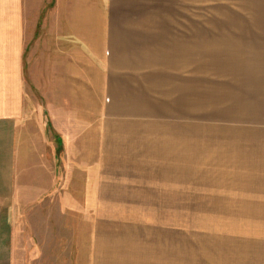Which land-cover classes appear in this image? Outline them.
Wrapping results in <instances>:
<instances>
[{"label":"crops","instance_id":"1","mask_svg":"<svg viewBox=\"0 0 264 264\" xmlns=\"http://www.w3.org/2000/svg\"><path fill=\"white\" fill-rule=\"evenodd\" d=\"M151 3L0 0V264L32 248L33 210L93 250L110 187L187 164L189 124L204 116L190 115L188 70L166 63L172 25L143 18ZM213 156V170L264 183V147Z\"/></svg>","mask_w":264,"mask_h":264},{"label":"rangeland","instance_id":"2","mask_svg":"<svg viewBox=\"0 0 264 264\" xmlns=\"http://www.w3.org/2000/svg\"><path fill=\"white\" fill-rule=\"evenodd\" d=\"M144 17L172 25L166 63L188 70L190 115L204 116L189 124L188 162L157 170V184L138 171L110 187L93 250L33 210L21 264H264V183L212 168L215 148L264 147V0H152Z\"/></svg>","mask_w":264,"mask_h":264}]
</instances>
